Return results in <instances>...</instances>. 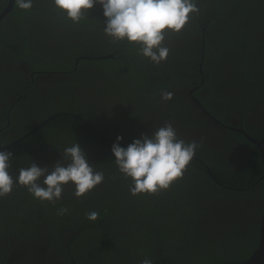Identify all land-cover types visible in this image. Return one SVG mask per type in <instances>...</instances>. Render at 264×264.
Masks as SVG:
<instances>
[{
  "label": "trees",
  "instance_id": "obj_1",
  "mask_svg": "<svg viewBox=\"0 0 264 264\" xmlns=\"http://www.w3.org/2000/svg\"><path fill=\"white\" fill-rule=\"evenodd\" d=\"M8 2L6 0L7 4ZM194 2L200 10L199 13L191 14L188 23L180 32H166L164 41L167 42L169 54L159 64L140 55L139 46L136 44H129L126 40L111 42V38L103 33L106 18L99 4L89 10L79 24H73L64 13L57 10L53 0H33L30 10H21L14 5L10 17L22 26L23 34L4 32L2 22V47L10 48L16 58L30 63L37 62L35 55L28 49L31 45L28 34L35 29L30 27L26 30L25 20H29L31 26L52 21L60 32L72 24V32H92L97 35L102 33L106 42L103 54H96L95 45L87 40L90 39L88 34L84 36L87 39L82 41L78 38L70 39L73 44L64 52L66 62L62 65L54 62L52 68L73 70L75 61L80 56L83 57L79 60L78 70L74 72L76 77L72 80L73 83L89 70L93 78L89 82L95 83L91 90L99 92L100 98L111 96L110 108L114 112L106 110L107 114L104 116L95 113L97 119L92 120L93 115L89 116L88 112L79 110L84 109L80 106L83 102L68 99L70 109H67L64 108L66 100H61L56 106L63 104L64 107L52 108L49 116L64 111L75 115L57 116L42 129L13 146L17 151L10 149L13 157L9 171L14 172L17 177L19 169L28 168L32 162L46 166L45 162L52 161L48 163L52 166L59 161L66 165L68 161L64 158V149L78 143L88 163L96 171L103 172L104 181L79 198L74 195L75 187L70 182L68 185H72L73 193H66L54 204L41 202L27 188L18 183L14 184L16 186L12 201L17 206L15 211L12 210V217L15 218L13 224L16 229L8 234V226L3 225L0 227V237L9 238L10 235L21 232L28 236L48 230L52 236L51 242L62 244L63 237L59 232L64 230L68 233L66 239L70 242L69 249L74 257L80 251L86 252L81 246L91 250V243L96 242L94 248H99L96 250L97 257L102 261L109 260L110 257L118 259L119 264H141L145 257L152 264H244L253 254L258 246L260 223L257 227L251 224L245 235L235 236L231 233L220 235L217 228L221 224H213L210 216V224L206 226L201 223L207 220L205 218L209 215L208 206H212L213 198L220 199L218 193L221 192L203 163L221 184L236 190H245L244 193L234 192L235 195H240L235 196V199L243 197L245 201L243 194L253 197L256 184L259 186V183H264L262 159L258 147L253 143L243 136L240 137L251 154L248 159L251 164H242L245 169L235 171L230 164H224L223 158L219 162V150H214L211 154L206 151L196 153L182 178L174 181L167 190L153 195L136 196L130 193L131 180L125 179L118 171L111 150L118 136L122 137L120 146L125 148L142 134L150 136L145 129L150 114L143 116L140 112L152 110V115L160 118L167 116L169 109L160 111L154 107L159 102H165L161 98L164 92H171L174 96L176 91L183 92L186 87L192 89L204 82L195 95L208 110L222 120L223 107L226 108L228 104V101L223 103L222 99L226 97L218 94L215 98L222 103L218 112L210 100L217 86H228L231 82H236V88L244 90L248 83L254 88L264 83V0ZM200 68L203 78H200ZM229 70L231 73L225 74ZM223 74L227 77L225 83L218 78ZM201 90L205 92L202 97ZM173 96L167 100V105L176 107ZM258 97L260 96L257 95L256 98ZM85 108L89 109V106L85 105ZM103 110L105 107L101 108ZM45 118L47 117L39 119L37 123L30 122L25 128L12 121L11 127L20 130L18 137ZM12 139L7 136L3 140L6 144L13 141ZM16 158L19 160L16 161ZM259 187L264 200V186ZM230 193L233 192L229 191L227 194ZM61 208L67 209L63 215L58 214ZM91 211L99 213L94 222L86 219V214ZM40 214L45 220L42 226H39L42 223H37L34 219Z\"/></svg>",
  "mask_w": 264,
  "mask_h": 264
},
{
  "label": "flooded vegetation",
  "instance_id": "obj_2",
  "mask_svg": "<svg viewBox=\"0 0 264 264\" xmlns=\"http://www.w3.org/2000/svg\"><path fill=\"white\" fill-rule=\"evenodd\" d=\"M8 1L10 2V0ZM8 4L6 0H0V11L5 5L8 6ZM14 5L15 0L13 7ZM12 10L0 21V24L3 22L1 24L2 29L4 32L13 33V35L23 34L22 26H19L17 21L12 19V16L10 17ZM24 22L27 24L26 30L30 27L35 29L33 33L28 34L29 41H31L28 49L35 55L38 64H36L37 62L30 63L27 60L16 58L14 51H11L10 48L2 47L3 40L0 38V151H10L13 146L27 139L30 136L28 135L30 132L34 130L37 132L42 129L48 122L56 118L57 115H75L64 111L49 116V112L54 107H64L65 105L64 108L68 109V99L75 102H83L80 106L84 107V109L79 108V110L81 112H88L89 116L93 115L92 120L97 119L95 113L104 116L107 114L106 110L114 112V109L110 108L112 106L109 101L112 98L111 96H106L105 98H102V96L101 101H103V104H98L97 99L100 98L99 92L91 90L94 88L95 83L89 82L93 79L89 70H87V74L85 73L84 76L79 77L73 83L72 80L76 77L74 72L78 70L79 60L83 57L80 56L75 61L73 70H57L52 68L54 62H57V65H62V63L66 62L64 52L68 51L69 46L73 44L69 41L70 39L78 38L79 41H82L85 38L84 36L88 34L90 39H85L95 45L96 54H103L106 42L102 33L97 35L92 32H72L74 30L72 24L66 26L67 29L60 32L57 25L52 21L48 23L40 22L36 26H34L35 24L31 26L29 20L28 22L26 20ZM75 30L78 29L75 28ZM33 35L37 37L34 38ZM163 44L167 47L166 41ZM85 58L94 59L93 57ZM99 59H102V57ZM229 71L225 74H230L231 71ZM199 74L200 78H203L201 68ZM190 76L193 77L194 75ZM218 78L224 83L227 81V77L224 74ZM66 81L70 82L67 83ZM203 84L204 82L201 83V85ZM201 85H197L192 89L186 87L183 92L176 91L177 93L174 94L173 100L177 106L172 107L167 105L170 113L164 118L152 115V110L151 112H146V110L140 112L143 116L150 114L145 129L151 135L157 128L164 126L165 123H170L176 130L179 139L184 140L186 143L193 141L197 143V154L204 153L205 151L211 154L214 150H219L218 161L220 162L223 158L224 164H230L237 171L243 168L242 164H247L249 162L248 159L251 158L250 151L246 148L245 143L240 137L243 136L246 140H248L246 135L256 139H258L256 136L264 137V83L256 88L251 83H248L244 90L236 88V82H231L228 86H217L210 98L214 109L218 112L222 104L215 99L218 94L226 97L222 99V102L226 103L228 101L227 107L232 104L228 110L227 107H223L222 120L208 110L198 99L199 97L195 95L197 90H200L202 87ZM200 93L201 97L205 95L203 90ZM257 95L260 97L256 98ZM61 100H66V103L56 106V103L59 104ZM198 103L222 124L233 129H227L215 124ZM85 105L89 106V109L85 108ZM103 107H105V110L101 111ZM154 107L156 108L155 110H160L157 105ZM71 109L73 108L71 107ZM91 112L94 114H90ZM43 117L47 118L18 137L17 135H20V130L11 127L12 121H16L15 123H19L21 128H25L28 126V123L33 121L37 123ZM136 130L139 131V129ZM7 136L13 138V141L5 144L3 139ZM13 151H17V148H13ZM18 160L16 158V161ZM50 162H45L46 166L45 164L42 166L41 163H37V166L48 167L49 171H51L55 163L49 166L48 163ZM203 164L209 172L210 169L205 163ZM10 174L15 177L14 172H10ZM212 179L218 185L216 187L221 190L218 193L220 199L213 198L212 206H208L209 215L205 218L207 220L201 223L206 226L210 224L208 218L210 216L213 224L215 222H217L216 226L219 223L221 224L217 228L220 235L222 233H231L234 236L239 234L245 235L247 230L250 229L251 224L257 227L264 210L263 195L260 193L261 190L259 191V186H264V183H259V186H257L258 183L256 184L253 189L255 193L253 197H246V194H243L242 196L245 197L244 201L243 197L235 199V196H240L239 194L235 195V193L241 191L244 193L245 190H236L235 188L221 184L219 181L216 182L213 177ZM262 182H264V178ZM15 186L10 195L0 197V227L3 225L4 227L8 226V234L16 229V225L13 224L15 218L12 217V210L15 211L17 206L12 201ZM73 190L71 184L66 185V188H63L62 196H65L66 193L68 195L70 192L73 193ZM229 191L233 193L227 194ZM34 219L37 223H42L39 226H42L43 221H45L41 214L35 216ZM10 221L12 222L10 223ZM42 229L43 227H41ZM59 233L63 237L62 244L59 242V244H53L51 242L52 236L48 230L38 231L28 236L25 232H21L14 233L9 238L0 237V264H62L63 262H69V264H119L118 259L114 260L110 257L109 260L104 259L102 261L100 257H97L96 250L99 248H94L96 247V242L91 243V250H88L85 246H81L86 249H84L86 252L80 251L79 255L74 257L69 249L70 242L66 239L68 235L67 231L61 230Z\"/></svg>",
  "mask_w": 264,
  "mask_h": 264
},
{
  "label": "clouds",
  "instance_id": "obj_3",
  "mask_svg": "<svg viewBox=\"0 0 264 264\" xmlns=\"http://www.w3.org/2000/svg\"><path fill=\"white\" fill-rule=\"evenodd\" d=\"M55 8L65 14L73 24H79L95 5L102 6L104 34L111 42L127 41L139 46V54L159 64L166 60L169 49L164 46L167 31L180 32L188 23L191 14H198L194 0H53ZM21 10H30L33 0H15ZM171 92H164L162 99H172ZM117 142L112 153L118 171L131 180L133 196L153 195L167 190L174 181L182 178L184 171L196 154L195 141L186 143L179 139L170 123L157 128L152 134H142L126 148ZM11 151H0V197L12 193L14 184L27 188L41 202L55 203L62 197L64 186L70 182L75 187L74 195L79 198L104 181V174L96 171L86 159L78 143L64 149L68 163L57 161L51 171L32 162L28 168H20L17 177L10 174ZM66 208L58 210L63 215ZM99 213L91 211L86 219L96 221ZM141 264H152L145 257Z\"/></svg>",
  "mask_w": 264,
  "mask_h": 264
},
{
  "label": "water",
  "instance_id": "obj_4",
  "mask_svg": "<svg viewBox=\"0 0 264 264\" xmlns=\"http://www.w3.org/2000/svg\"><path fill=\"white\" fill-rule=\"evenodd\" d=\"M13 4H14V0H10L7 8L0 15V21L12 10ZM110 57H112V56H110ZM198 105L201 108H203L200 103H198ZM203 110L208 115V117L214 121L215 124H218V125L225 127L227 129H233V128H230V127L222 124L220 121H218L212 115H210L204 108H203ZM57 116H60V115H57ZM35 131L36 130L30 132L28 135H31V133H33ZM246 137L249 141H251L254 145H256L258 147L260 155H261L263 167H264V139H256V138L251 137L249 135H246ZM209 172H210L211 176L214 178V180L216 182H218V180L213 175V173L211 171H209ZM262 178H264V175ZM244 264H264V210H263V214L260 218L258 246H257L256 250L253 252V254L244 262Z\"/></svg>",
  "mask_w": 264,
  "mask_h": 264
},
{
  "label": "rangeland",
  "instance_id": "obj_5",
  "mask_svg": "<svg viewBox=\"0 0 264 264\" xmlns=\"http://www.w3.org/2000/svg\"><path fill=\"white\" fill-rule=\"evenodd\" d=\"M171 64H174V62H171ZM173 70H175V69H173ZM100 99H101V98H100ZM97 102H98V104H102L101 100H100V101H97ZM167 104H169V102H168V101H165V102L157 103L156 105H157V107H158L160 110H164V109H167ZM196 191H199V189L196 190Z\"/></svg>",
  "mask_w": 264,
  "mask_h": 264
}]
</instances>
